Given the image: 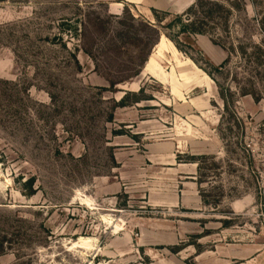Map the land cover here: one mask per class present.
Wrapping results in <instances>:
<instances>
[{"label":"rangeland","instance_id":"374dc122","mask_svg":"<svg viewBox=\"0 0 264 264\" xmlns=\"http://www.w3.org/2000/svg\"><path fill=\"white\" fill-rule=\"evenodd\" d=\"M182 1L0 0V264H264V0Z\"/></svg>","mask_w":264,"mask_h":264},{"label":"trees","instance_id":"16d2710c","mask_svg":"<svg viewBox=\"0 0 264 264\" xmlns=\"http://www.w3.org/2000/svg\"><path fill=\"white\" fill-rule=\"evenodd\" d=\"M238 5L235 2L230 0H193L191 5L186 8L182 13L176 15L173 20H171L168 24L163 26L164 29L172 30L173 27L177 28L175 34L166 33L165 37L169 39L175 48L182 52V43L179 41V38L176 36L177 34L180 35H192V36H210L213 34V31H218L224 34L225 38H229V22L232 16V12L234 10H238ZM152 13L157 14L155 9H151ZM162 22V20H159ZM153 33V39L148 45V49L154 47L159 38L160 33L155 27L149 26ZM258 29L261 33L264 34V15L258 21ZM224 37H215V41L211 40L213 44L221 46L222 49L228 54L227 56L230 57L233 54H236L238 58L247 60L250 57V49H248L247 45L243 42L237 41L231 42L228 47H225L224 44H220L223 42ZM189 49H192V46H189ZM254 49L257 51H261L259 47L254 46ZM185 53V52H184ZM149 57V55H148ZM147 57V58H148ZM193 63L197 64V62L190 57ZM227 60V59H226ZM225 60V61H226ZM147 60H145L146 62ZM144 62V64H145ZM143 64V65H144ZM224 64V63H222ZM215 70H217L215 68ZM139 69L134 71L133 76L139 74ZM208 77L212 78V75L207 72ZM141 101V99H139ZM135 101V103L139 102ZM24 186L28 189V196H32L34 194V190L32 189L34 186V179L33 177L26 180ZM2 247H0L1 250Z\"/></svg>","mask_w":264,"mask_h":264},{"label":"built area","instance_id":"2783aa9c","mask_svg":"<svg viewBox=\"0 0 264 264\" xmlns=\"http://www.w3.org/2000/svg\"><path fill=\"white\" fill-rule=\"evenodd\" d=\"M256 221L264 228V175L260 177L258 187V204L255 209Z\"/></svg>","mask_w":264,"mask_h":264},{"label":"bare ground","instance_id":"6f19581e","mask_svg":"<svg viewBox=\"0 0 264 264\" xmlns=\"http://www.w3.org/2000/svg\"><path fill=\"white\" fill-rule=\"evenodd\" d=\"M151 63H152V60H151ZM150 64V58H149V60L147 61V63H146V67L148 66ZM88 242V239L87 238H80L79 239V243L80 244H86Z\"/></svg>","mask_w":264,"mask_h":264},{"label":"crops","instance_id":"0c3cea01","mask_svg":"<svg viewBox=\"0 0 264 264\" xmlns=\"http://www.w3.org/2000/svg\"><path fill=\"white\" fill-rule=\"evenodd\" d=\"M193 1V0H192ZM182 2H184L183 3V6H184V8H186L187 6H189V4L191 3V0H183Z\"/></svg>","mask_w":264,"mask_h":264},{"label":"water","instance_id":"95a60500","mask_svg":"<svg viewBox=\"0 0 264 264\" xmlns=\"http://www.w3.org/2000/svg\"><path fill=\"white\" fill-rule=\"evenodd\" d=\"M146 63H147V62H145L144 66H143V68H142V72L144 71V69H145V67H146Z\"/></svg>","mask_w":264,"mask_h":264}]
</instances>
